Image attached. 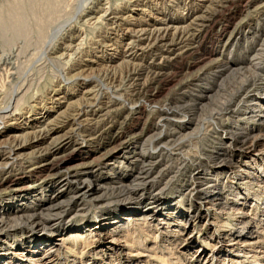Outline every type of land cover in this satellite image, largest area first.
Instances as JSON below:
<instances>
[{"label": "bare ground", "instance_id": "bare-ground-1", "mask_svg": "<svg viewBox=\"0 0 264 264\" xmlns=\"http://www.w3.org/2000/svg\"><path fill=\"white\" fill-rule=\"evenodd\" d=\"M69 1L6 0L4 3L2 2L3 4H0V39L4 42V44L2 43L3 47H6L5 52L7 49V52L9 53L6 54L4 52L5 54H3V56L1 55L0 61H12L15 52L18 51L15 47L20 45L18 43L22 41L24 47L29 48L28 50L35 46V48H33L34 50L39 49L42 51V58L46 57L48 61L51 60L55 65L58 64L60 66L66 58L73 59L75 56L77 58L78 56L83 55L85 42L82 36H84V32L87 30L86 28L88 26L99 25V28L94 29L96 31L99 30V32L102 33L104 25H107L109 28L107 29L106 27L107 32L104 38L105 44L101 47V53L106 54L110 52V50L111 53L115 52L117 55L116 58L121 60L118 67H115L121 69L117 72L116 68L111 67L113 68L111 69L113 72L108 75L110 73V70H108V74L106 72L108 76H106L112 85L116 83L122 84L124 82L123 85L125 88L123 91L126 92L127 99L125 97L124 99L121 95L120 97H114L111 95L112 97H108L110 98L108 101L100 103V101H98L99 98L95 95V92L97 91L93 88L91 89V84L87 83L88 86H86L85 90L81 92L79 101H72L71 103H68L67 101L66 103V99H59L57 106L50 109L51 113H55L52 118L50 116L49 118L47 115L45 118L46 120H38L35 125L28 124L25 127L24 124L18 125L17 128H19V130L27 132H24L21 135H14V143L12 147H10L13 149L12 151L14 152V155H17L19 159L29 156L38 157L40 160L34 165L36 166L35 169L40 170L42 173L47 172V174H50L53 177L62 172L67 163H69L77 153L83 150L85 147L84 145L87 142L85 139L89 137L92 138L97 134L96 132L100 133L104 130L101 129L106 126H104V124H115L114 126L118 127V132L115 133L120 136V127L122 128L124 124L123 122H121V124L116 122L121 115L120 113L122 109L120 106H122L123 109H126L129 105L131 106L133 104V106L129 108V111L136 115H139L140 113L142 115L143 112L141 111L137 113L135 111L134 113V110L136 109L134 104H138L141 107L144 105L143 115L147 116V122H145V125L141 127L138 132L133 133L132 135L138 143L140 142V144H137L136 142V144L132 146L133 148L128 147L125 149L126 151L121 153L123 159L128 162V165L139 166V171H144V174H146L147 170L144 169L148 166L150 161L165 149L161 148V144L156 143V141L159 142L165 140L168 142L167 144L178 143L177 150L174 148L171 149L172 152H178V155L180 156V165L176 166L180 173L177 174V176L183 175L182 173L184 170L186 173V169L190 170L187 185H185L183 192L180 195V199L189 193L191 194V198L196 199L200 208L213 209L214 211L219 210L218 212L220 213L218 214H222L221 212L225 210L237 211L241 209L239 208L240 205L245 206L247 204L246 197H243L241 194L240 197L235 199H228L225 190L219 188L218 185L220 178L223 176L232 177L231 175H234L235 178L238 175H240V178L248 176L249 169L247 168V165L248 162H250L248 161L249 159L252 160V167H250V169L255 171H258V169L264 170V148L258 150L262 145L256 142V134H243V127H241L242 125H245V123H254V121L257 123H263L264 125V83L261 82L260 84L262 85H257L259 81L258 78L262 80L264 77L263 48L255 50L245 60L232 61L229 59L222 63L220 62L221 59L217 58V60L210 62L205 67H202L200 70L191 73L188 76L185 74H179L175 71H163L164 65L166 66L165 63L172 62L186 53H195L198 51L197 45H193L195 40L201 36L207 27L214 23L217 15L233 0H197V5L193 7L194 9L185 13V20L189 23H187V26L183 27H179V24L181 23L178 21L166 18L157 19L151 25L146 24L144 17H148V14L150 13L146 8V4H143V0H119L118 3H114L113 0H77L76 5L79 9L77 12L78 15H75V18L78 17L80 26L79 24H76L77 26H75L73 25L74 22L72 23L73 20L70 19L75 13L71 14L67 10L68 7H70L68 5ZM250 4H252V2ZM74 6L75 5H72L71 7ZM257 8L263 9L264 3L258 5L256 9ZM75 18L73 17L76 21L77 19ZM101 26H103L102 29L100 28ZM122 35L124 38H129V42L125 44V47H121L118 40L119 38H122ZM113 41L117 42L116 46H114V44H106L107 42L111 43ZM97 43L95 44L97 45ZM98 45L100 46L101 44L99 43ZM19 51L26 52L23 47ZM20 52L17 53L18 55L16 54V58L14 57V59L19 60L17 58H19ZM36 53L37 52L35 51V54H32L34 56L32 57L33 59L35 58V55L36 57H40L39 53ZM115 54L110 55L114 58ZM24 58L20 59L19 63L21 60H25ZM145 58H148L151 61L146 62ZM29 60L31 61L32 59ZM44 61H46V59H44ZM111 61L112 59H85V61L81 60L76 64H73L72 69H69L70 67L66 69L67 66L66 68L63 66L64 68H61L58 73L59 82L60 84L65 85L72 83L70 82L71 79L73 81V79L76 80L77 78H82L84 75L91 74L96 69L95 66L99 67L102 63H111ZM15 63L12 64L15 66ZM28 63L33 62L31 61ZM28 65L31 66L30 64ZM16 67L14 68L16 69ZM37 69L40 70L39 68ZM213 69L218 70L214 71ZM211 70H213V72ZM30 71L32 72L34 70H29L28 67L22 73L20 72L24 77L22 80L23 82L21 81L22 84L20 83V87L17 88L11 96L8 95L11 92L7 94L6 90L5 92L4 90H2V92L0 90V125L3 126L7 123L13 122L15 117L17 119L19 114H15V112L17 111L16 113H18V111H21L26 105L27 100L25 101V98L30 95V90L35 83ZM66 71H69V73L78 71V74H74L75 76L68 78V72ZM215 73L220 76H235L238 79V81L234 80V85L232 84L224 93L227 98L225 97L226 100L224 104H221L220 107H218V112H216L217 115H237L233 126L236 125L238 128L236 130L238 132H234L236 130H232L230 125L221 128L219 125H216V123L210 121L211 124L213 123V129H215L214 133L218 135V139L222 143L219 142V145L216 147L217 150L212 152L211 157H206V164L202 166L200 163L199 166L197 163L193 164L190 141L193 139H197V141L199 140L200 142L204 141L206 139L205 134L207 133H204V131L207 126L205 127V124L201 122L203 120L201 115L195 116L187 113V111H203L207 106L203 103L206 102L208 104L216 99V94L214 93H218L220 88H223V81L221 80L222 83H220V81L215 88L210 82L206 83L207 85L204 86L205 90L200 95V98H197L191 105L175 106L174 103L176 101L169 99V97L162 101H156V99L160 95L162 86L170 81V79L173 80L182 76L177 85V89L178 92H181L179 94H183V92H186L184 89L188 88L187 86L192 84L196 86V84H194L195 82L204 80L203 78L206 77L207 74L215 75ZM21 74H19V78H21ZM60 84L58 85V87H60L58 89L59 92L63 89ZM9 86L11 87V84H9ZM72 94L76 95V93ZM31 96L34 99V96ZM28 98L29 97H27V99ZM172 104L174 105L172 106ZM59 110L62 112L58 113ZM184 111L187 114H182ZM189 115L193 116L189 118ZM219 117L221 118V116ZM211 119L213 118H210V120ZM74 121H77L78 123L74 124ZM169 125L172 126V128L169 127ZM30 128L31 130H29ZM115 143L116 142H113V144ZM123 144H125V142L112 146L113 149L112 147L106 149V151L100 156L99 161L94 159L92 161H86L75 165V167L72 166L74 170L73 173L77 179L76 182L80 186V191L83 192V194H89L90 196L95 197L96 194L98 195L99 193L104 192V190H106L105 187H108L109 189H118L120 196L125 198L124 200L121 199L116 202L114 205L116 212L124 210L126 207L129 208L124 214H118L119 217L116 215L117 217L111 219H108L110 213L100 214L97 223L93 227L89 226L90 228H87L84 232L88 233L87 235L90 239L97 238L108 241L111 238L112 232L116 230L119 231V229L124 226L126 227L129 222L134 221V219L129 217L132 213L141 214L142 219L144 220L145 218V221L147 222H157L159 217L165 216L163 212L170 210L169 206L171 201L162 200V198H160L163 194V190L147 191L144 189L142 195L138 194L139 191L137 193V189L134 188V181L137 180V176L140 173L131 180H126L123 176H118L117 180L112 181L109 185L101 183L102 181L99 180V173H101L106 167L102 166V164L107 161L109 162V159H112L110 158L111 155L118 149L116 146L120 147V145L122 146ZM182 148H186V150L180 151ZM236 152L242 155L244 160H246L240 165L232 159V153ZM7 169L9 168H4L5 171ZM106 169L109 168L107 167ZM57 170L58 173H55ZM67 170L69 171V169ZM87 174H89V178H86ZM17 175L18 174H11V171L7 172L6 176L0 180V186L7 184L6 182L10 181L9 177L14 179ZM35 182V186L29 187V189H31L29 191H36L38 186H49L50 183L48 175H45L44 178ZM67 185L68 182H58L56 187L53 188V192L48 197L47 201H42L40 208L34 211L35 214L27 218L29 225L23 233L25 234L23 236L27 237L21 240V250L26 251V253L32 256V258H36V262L45 261L44 263H46L55 252L63 248L64 242L67 240L65 237L66 235L63 233L66 230L70 233L76 231L70 230L74 228V225L71 226L70 224L72 219L79 216L86 217L85 214L78 215L76 210L70 208H63L60 214L52 218H46L43 217L44 215L40 214L44 208H52L62 195H66L65 193L68 192ZM213 188L216 189L213 191ZM12 190L15 194L11 195L12 198L10 197V200L13 199V201H15L18 194H23L22 191L24 188L19 187L11 189V191ZM211 190L212 192H210ZM240 200H243L244 202H242V204L238 203ZM16 203L17 202H11L9 205L2 206L1 209L3 212L0 210V220L4 219L1 214H4L6 211H17V208L19 207L15 206ZM188 206L191 208V203H189ZM186 218V232L189 234L190 229L194 226L192 223V214L189 213L188 216L186 215ZM2 236L3 234L0 235V237ZM58 236L63 237L57 238ZM251 237H253V235ZM3 239L7 240V238ZM0 241L2 242L1 238ZM15 244L16 243L12 242L13 246ZM6 256L7 254L5 251H0V264H4Z\"/></svg>", "mask_w": 264, "mask_h": 264}, {"label": "rangeland", "instance_id": "rangeland-1", "mask_svg": "<svg viewBox=\"0 0 264 264\" xmlns=\"http://www.w3.org/2000/svg\"><path fill=\"white\" fill-rule=\"evenodd\" d=\"M5 1L6 0H0V4H3ZM113 1L114 3L119 2V0ZM69 2L68 5L70 7H68L67 10L71 14L75 13L73 14V17L75 18V15H78L77 12L79 9L76 5L77 0H70ZM251 2L252 4H250ZM71 3L72 5H75V8L71 7ZM262 3H264V0H233L221 13L217 15L214 23L207 27L201 36L195 40L193 45H197L198 51L195 53H186L181 56L182 58L179 57L172 62L165 63L166 66L164 65L163 71H175L179 74H185L188 76L191 73H195L200 70L202 67H205L210 62L217 60V58H220V62L222 63L229 59L232 61H240L247 59L250 54L259 48H263L264 50V8L256 9V7ZM143 4H146V8L150 13L148 14V17H144L146 24L151 25L157 19L166 18L178 21L181 23L179 24V27H183L187 26V23H189L185 20V13L194 9L193 7L197 5V0H143ZM73 17L70 18L73 20L72 23L74 22L73 25L77 26L76 24H79L80 26L78 17L75 18L78 21H75ZM96 26H88L86 28L87 30L84 32V36H82L85 42L83 55L78 56L77 58L75 56L73 59L66 58L60 65L61 67L58 64L55 65L51 62V60L48 61L46 57L42 58V51L39 49L34 50L33 48H35V46L28 50L29 48L24 47L22 41L18 43L20 45L15 47L18 51L16 50L17 52H15L14 57L16 58V54L20 52L19 50H21L22 47L28 54L21 51L19 58H17L19 60H16L13 57L12 61H0L1 92L2 90H4V92L6 90L7 94L11 92L8 94L11 96V94L20 87V83L22 84L24 77L21 73L28 67L29 70H34L32 72L30 71V74L32 79L35 80L34 86H32L30 90V95L28 94L29 96H27L29 98H25V101L27 100L25 105L26 107L24 106L21 111H18V113H16L17 111L15 112V114H19L17 119L15 117L13 122L7 123L3 126L0 125V156L2 155L0 157V180L6 176L7 172L10 171L11 174H18L14 179L9 177L10 181H7V184L5 185L0 186V210H2V206L9 205L11 202H17L15 206L19 207L17 208V211H6L4 214H1L4 219L0 220V235L3 234V236L0 237L2 239V242L0 241V251H5L7 254L4 264H264V170L258 169V171H255L250 169V167H252V160L249 159L248 161L250 162H248L247 165V168L249 169L248 176L240 178V175H238L235 178L234 175H231L233 178L225 176L220 178L218 186L219 188L225 190L228 199H235L240 197L241 194L243 197L247 198V204L245 206L240 205L239 208L241 209L237 211L225 210L221 212L222 214H218L220 213L218 212L219 210L214 211L213 209L200 208L196 199L191 198V194L189 193L180 199V195L183 192L185 185H187L190 170L186 169V173L184 170L182 173L183 175L177 176V174L180 173L176 167L180 165V156L178 155V152H172L171 149L174 148L177 150L178 143L167 144L168 142L165 140L159 142L156 141V143L161 144V148L165 149L155 156V158L152 159L148 166L144 169L147 170L146 172L148 174H144V171H139V166L128 165V162L123 159L121 154L123 151H126L125 149L128 147L133 148L132 146L137 142L132 136L133 133L138 132L141 127L145 125V122H147V116L143 115L144 105L141 107L138 104H134V107H136L134 113L135 111L136 113L141 111L143 112L142 115L141 113L136 115L129 111V108L132 107L133 104L131 106L129 105L126 109H123L122 106H120L122 109L120 113L121 115L116 120V122L120 124L121 122L124 123L122 128L120 127V136L116 134L118 132V127H115V124H104V126L106 125L108 128L105 126L104 128H101L102 130L104 129L102 132H96L97 134L92 138L89 137L85 139L87 142L85 143L83 150L77 153L75 157L67 163L62 172L58 173L57 170L55 173L58 174L53 177L50 174H47V172L42 173L40 170L35 169L36 166L34 165L40 160L38 157L29 156L30 158L22 157L19 159L17 155H14V152L12 151L13 149L10 148L14 143L13 137L27 132L19 130V128H17L18 125L24 124V127L28 124L35 125L38 120L43 121L47 115L52 118L55 113H51L50 109L57 106L59 99H66V103L67 101L68 103H71L72 101H79L81 92L85 90V87L88 86V84H91V89L93 88L97 91L95 92L94 90L100 103L108 101L112 97L111 95L114 97H120V95L123 98L127 97L126 92L123 91L125 88L123 85L124 82L122 84L116 83L112 85L107 77L111 74V72H113L111 69L118 67V64L121 61L116 58L117 55L115 52L111 53V50L106 54L103 53L104 55L101 53V47L105 44L104 38L109 26H101V29L103 27L102 33H100L99 30H95L99 28V25ZM121 37L122 38L118 39L120 46L125 47V44L129 42V38H124L123 35ZM97 42L101 45L99 46V43ZM2 43L4 44V42L0 39V49H3V52L0 50V57L5 53H9L7 52V49L5 52L6 47L4 48ZM95 43H97V45ZM106 44H114V46H116L117 42H107ZM35 51L39 53L40 57H36L35 55L34 60L32 58L34 57L32 54H35ZM24 53L27 55H23ZM110 54H115L114 58H112L113 56ZM22 57H25V60H21L19 63L20 59H23ZM97 58L98 60L112 59V61L111 63L104 62L99 67L95 66L96 69L93 73H91L92 75L88 74L86 76L84 75L85 77L83 76L82 78H77L76 80L73 79L74 82L71 79L70 82L72 83L66 85L60 84L58 73L61 68H64L63 66H65V68L67 66L66 69L69 67V69H72V65L81 60L85 61V59L91 60ZM29 59H32L31 61L33 63H28L31 62ZM44 59H46V61H44ZM15 61L19 64H16ZM145 61L150 62L151 60L145 58ZM12 63H15V66ZM34 63L37 65L35 66ZM14 67H16V69ZM116 69L117 72H119L121 68ZM108 70H110L109 74ZM213 70L215 71L218 69ZM213 70L211 71L213 72ZM66 72H68V78L78 74V71H73L71 73H69V71ZM12 73L14 74L11 75ZM19 74H21L22 79L19 78ZM181 77L182 76H179L173 80L170 79V81L165 83L164 86H162L160 95L157 97L156 101H162L169 97V99L176 101L174 103L175 106L191 105L197 98H200V95L205 90L204 86L207 85L206 83L210 82L215 88L221 80L223 81V88H220L218 93H214L216 94V99L208 104L206 102L203 103L207 105L203 111H187V113L195 116L201 115L203 120H207L208 118L207 121H201L205 124V127L207 126L204 131V133L207 132L205 134V142H200L199 140L197 141V139L190 141L193 164L197 163L200 166L201 163L203 166L206 164L207 158H209V156L211 157L212 152L217 150L216 147L219 145V142H221L218 139V135L214 133L215 129H213V123L211 124L210 121L216 123V125H219L221 128L230 125L232 130L238 129L236 125L233 126L237 115L216 114V112H218L217 110H219L218 107H220L221 104H224L226 100L225 97L227 98L224 93L230 88L233 81H238V79L237 77L231 75L220 76L216 73L215 75L207 74V76L203 78L204 80L194 83L196 86L193 84L189 85L187 86L188 88L184 89L186 91L185 93L183 92V94H179L181 92H178L177 85ZM258 79L260 82L258 81L257 85L261 82L264 83V77L262 78L263 81L260 80V78ZM222 81L220 83H222ZM9 84H11V87ZM59 84L63 88L60 92L58 91L60 88L58 87ZM72 93H76V95ZM31 95L34 96V99ZM174 104H172V106ZM60 112L62 111L59 110L58 113ZM183 113L187 114L185 111L182 112V114ZM191 116L189 115L188 117L190 118ZM219 116H221V118ZM210 118L213 119L210 120ZM74 122V124L78 123L77 121ZM169 127L172 128L170 125ZM241 127H243V134H256V142L262 145L258 150L264 148L263 123H257L254 121V123H245V125H242ZM29 130H31V128ZM234 132L237 133L238 131L236 130ZM154 137L157 138L156 136ZM113 142L116 143L113 144ZM122 142H125V144L122 146L120 145V147L116 146L118 149L111 155L110 158L112 159H109V162L107 161L102 164V166L106 167L101 173H99V180L102 181L101 183L109 185L112 181L117 180L118 176H123L126 180H131L132 178H135L138 173H140L137 176V180L134 181V188L137 189V193L139 191L138 194L142 195L144 193V189L147 191L163 190V194L160 198H162V200L171 201L169 206L170 210L163 212L165 216L159 217L157 222H147L145 221V218L144 220L142 219L141 214L132 213L129 217L134 219V221L129 222L127 224L128 226H124L119 229V231L116 230L112 232L111 238L108 241L97 238L90 239L87 235L88 233L84 232L87 228H90L89 226L93 227L97 223L98 216L100 214L110 213L108 219H111L113 217H117L118 214H124L129 208L126 207L124 210L116 212L114 205L116 202L121 199L124 200L125 198L120 196L118 189H109L108 187H105L106 190L98 195L96 194L95 197L90 196L89 194H83V192L80 191V186L76 182L77 179L73 173V167L80 163L92 161L94 159L99 161L100 156L104 153V151H106V149ZM137 144H140V142H137ZM185 150L186 148L180 149V151ZM232 155V159H234L238 165L246 161L244 160V157L237 152L232 153ZM7 167L9 169L5 171L4 168ZM107 167L109 169H106ZM67 169H69V171ZM45 175H48V180L50 182H48L49 186H38L36 191H29L31 190L29 187L35 186V181L44 178ZM86 178H89V174H87ZM60 181H64L65 183L68 182V192L65 193L66 195H62L52 208H44L40 214L44 215L43 217L52 218L60 214L63 208H70L76 210L78 215L85 214L86 217L79 216L72 219L70 224L71 226L74 225V228L70 230L76 231L72 233L68 232V230L64 233L62 232L67 238L64 242L63 248L59 249L57 252L54 251L55 254L53 252L54 255H52L46 263H44L45 261L36 262V258L33 257V260L30 254L21 250V240L27 237L23 236L25 235L23 234L24 231L29 225L27 218L35 214L34 211L40 208L42 201H47L48 197L53 192V188L56 187ZM19 187L24 188L22 191L23 194H18L15 201H13V199L10 200V197L12 198L11 195L15 194L13 190L11 191V189ZM215 189L213 188V191ZM210 192H212V190ZM242 202L244 201L240 200L238 203L242 204ZM189 203H191V208L188 206ZM189 213L192 214V223L194 226L190 229L188 234L186 232V215L188 216ZM252 235L253 237H251ZM62 237L63 236H58L57 238ZM3 238H7V240ZM12 242L16 244L13 246Z\"/></svg>", "mask_w": 264, "mask_h": 264}]
</instances>
